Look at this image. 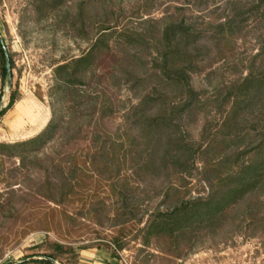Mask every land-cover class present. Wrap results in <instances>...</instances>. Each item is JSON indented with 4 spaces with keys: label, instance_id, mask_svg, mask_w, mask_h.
Listing matches in <instances>:
<instances>
[{
    "label": "trees",
    "instance_id": "1",
    "mask_svg": "<svg viewBox=\"0 0 264 264\" xmlns=\"http://www.w3.org/2000/svg\"><path fill=\"white\" fill-rule=\"evenodd\" d=\"M170 2L180 3L173 6L181 12L178 16L169 12L160 19H141V30L133 34L117 29L112 7L102 3L92 9L89 17L93 32L86 37L87 49L54 69V89L64 98L63 115L58 122L50 119L44 131L31 139L0 142V181L10 197L16 188L33 181L32 187L22 191L24 195L64 205L83 199L87 178L107 180L114 191L119 182L126 186L142 174L157 176L165 172L168 181L158 192L133 199V221L142 224L138 230L143 232L144 245L149 244L150 237L166 236L178 245L187 237L189 241L192 233L224 231L255 237L264 251V201L260 199L264 191V0ZM79 10L84 15L83 8ZM186 10L202 17L186 16ZM251 17L254 27L263 28V33L255 37L259 51L254 56L260 57L261 68L249 67L244 76L240 73L229 83L223 104L231 100V105L222 125L194 147L182 129V116L198 101V92L190 84L191 75L224 59V51H232L234 42L244 37ZM118 45L132 52L133 82L141 86L142 95L123 113V127L109 132L104 120L116 110L103 84L118 63ZM6 55L10 78L6 75ZM136 66L141 68L139 73ZM13 68L12 56L0 37L3 86L10 87ZM162 82L177 87V96L182 99H166L156 87ZM18 99L16 91L10 92L0 112ZM251 115H257V119H251ZM248 132L253 134L255 145L240 147ZM5 162L9 163L6 168ZM193 172L206 195L185 199L186 185L176 186L172 179L190 177ZM120 195V207L127 208L130 198L124 192ZM8 205L11 210L13 204L9 201ZM94 212V204H90L85 216L91 218ZM65 216L74 220L71 215ZM113 220L120 224L129 219H120L117 214ZM43 230L50 231L49 227ZM45 242L46 251L26 254L7 264H76L77 254L71 244L51 240L48 235ZM112 243L111 257L118 258L117 251L124 248V242L114 237Z\"/></svg>",
    "mask_w": 264,
    "mask_h": 264
},
{
    "label": "rangeland",
    "instance_id": "2",
    "mask_svg": "<svg viewBox=\"0 0 264 264\" xmlns=\"http://www.w3.org/2000/svg\"><path fill=\"white\" fill-rule=\"evenodd\" d=\"M221 1L216 0L217 3ZM102 3L115 10L117 29L132 34L134 30H141V19H160L169 12L174 16L181 13L173 9L174 5L180 3L170 0H0V37L14 63L10 87L7 84L3 86L0 81V111L8 103L12 91H16L20 99L32 96L40 107L48 110L45 125L36 132H30L26 116L16 122L15 103L3 113L0 112V142L31 139L44 131L50 119L56 122L60 120L64 113V98L54 89V69L87 49L89 42L86 37L93 32L89 15L93 8ZM80 7L85 16L80 15ZM183 12L193 19L199 17L200 20L202 17L195 11ZM252 20L251 17L247 21L244 37L234 42L232 51H224V59L191 75L190 84L198 92V101L182 116V129L186 132L187 141L194 147L201 143L203 137L207 139L217 132L222 125L231 105V100L223 104L229 83L240 73L244 76L249 67L256 70L261 68L260 57L255 59L254 56L259 51L255 37L263 33V28L254 27L255 21ZM116 51L118 63L110 69L109 78L103 84L116 110L112 117L104 120L109 132L123 125V113L136 104L142 95L141 86L133 82L131 50L118 45ZM140 70V66L135 67L136 73ZM156 87L166 99L175 102L182 99L177 96V87L172 83H156ZM254 116L250 117L256 120L257 115ZM255 143L253 134L248 132L239 146ZM199 157L197 167L200 165ZM8 166L9 163L5 162L4 168ZM194 175L193 172L190 177L172 179L176 186L186 185L183 190L185 199L206 195V190L200 188ZM167 181L165 172L157 176L146 173L130 179L126 186H120L119 182L113 191L107 180L87 178L84 180L87 190L83 199H74L64 205L36 195H24L22 191L32 187L33 181L25 182L20 189L16 188L11 197L4 182L0 181V264H7L26 254L46 251L45 235L51 240L71 244L77 254L76 264H79L81 250L84 249L110 254L114 250V237L124 242V248L117 251L118 258L112 257L113 264H264V251L258 239L238 233L230 235L224 231L215 234L200 231L192 233L189 241L188 237L179 241L178 245L166 236L150 237L149 244L144 245L143 232L138 230L142 224L133 221V199L153 195ZM121 192L130 198L128 207L124 209L120 207ZM260 199L264 201V191ZM9 201L13 204L11 210ZM90 204H94L96 213L88 218L85 215ZM66 214L73 216L74 220H68ZM117 214L120 219L127 217L129 220L114 224L116 220L113 219ZM46 227H49V232L43 230Z\"/></svg>",
    "mask_w": 264,
    "mask_h": 264
},
{
    "label": "bare ground",
    "instance_id": "3",
    "mask_svg": "<svg viewBox=\"0 0 264 264\" xmlns=\"http://www.w3.org/2000/svg\"><path fill=\"white\" fill-rule=\"evenodd\" d=\"M14 110L16 122L26 116L29 121L30 132H36L41 129L48 119V110L40 107L32 96L17 100Z\"/></svg>",
    "mask_w": 264,
    "mask_h": 264
},
{
    "label": "crops",
    "instance_id": "4",
    "mask_svg": "<svg viewBox=\"0 0 264 264\" xmlns=\"http://www.w3.org/2000/svg\"><path fill=\"white\" fill-rule=\"evenodd\" d=\"M95 249L81 250L79 264H113V258L109 253Z\"/></svg>",
    "mask_w": 264,
    "mask_h": 264
},
{
    "label": "water",
    "instance_id": "5",
    "mask_svg": "<svg viewBox=\"0 0 264 264\" xmlns=\"http://www.w3.org/2000/svg\"><path fill=\"white\" fill-rule=\"evenodd\" d=\"M10 74H11V69H10L9 61H8V58H7V55H6V75H7L8 78H10Z\"/></svg>",
    "mask_w": 264,
    "mask_h": 264
}]
</instances>
